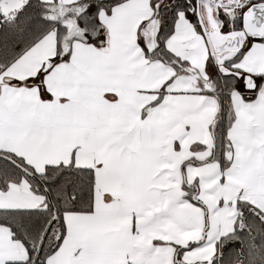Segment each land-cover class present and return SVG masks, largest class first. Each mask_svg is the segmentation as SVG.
<instances>
[{"label":"snow or ice","instance_id":"6c2138e0","mask_svg":"<svg viewBox=\"0 0 264 264\" xmlns=\"http://www.w3.org/2000/svg\"><path fill=\"white\" fill-rule=\"evenodd\" d=\"M0 264H264V0H0Z\"/></svg>","mask_w":264,"mask_h":264}]
</instances>
